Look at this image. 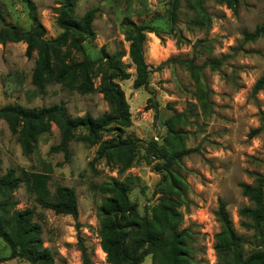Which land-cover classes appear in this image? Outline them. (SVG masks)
Wrapping results in <instances>:
<instances>
[{
  "label": "rangeland",
  "instance_id": "rangeland-1",
  "mask_svg": "<svg viewBox=\"0 0 264 264\" xmlns=\"http://www.w3.org/2000/svg\"><path fill=\"white\" fill-rule=\"evenodd\" d=\"M32 1L46 37L58 38L62 33L56 21L61 0ZM173 1L77 0V18L97 9L93 22L96 37L83 41L81 48L73 45L71 36L58 46L68 63L98 60L103 46L110 54L115 50L124 53L122 62L130 77L119 83L130 106L131 121L123 127L122 138L138 144L129 169L121 171L115 160L97 157L101 143L114 134L112 131L102 132L91 144L84 129L75 130L66 158L63 152L51 151L60 142V132L53 124L50 133L40 136L37 150L25 155L17 135L0 119V177L10 168L17 174L22 170L44 172L50 176L52 192L65 185L78 195L76 220L42 208L24 183L12 197L0 194V200H17V209H34V220L42 227L44 245L52 250L55 264H82L80 238L91 264H112L103 248L98 219L103 199L110 196L103 193L102 186L112 180L129 184V197L137 208L134 225L124 229L128 231L125 248L130 253L147 220L161 229L158 207L167 196L177 202L180 215L175 222L184 232L189 264L224 262L215 248L221 231L215 214L219 200L226 203L245 255L264 247L262 237L247 226L251 221L239 215L242 207L253 205L240 184H253L264 174V129L249 135L252 129L264 126V87L253 91L264 74V35L246 39L264 23V0H239L234 7L224 0H178L174 22L170 19ZM127 19L149 28L144 45L149 90L134 86L136 66L125 37ZM4 22L29 29L23 0H0V28ZM26 46L24 42L0 43V107L63 102L73 117L86 112L99 117L110 111L98 91L99 68L104 64L92 69L95 88L90 93L77 91L78 75L71 81L74 87L52 80L40 91L32 84L37 54L27 57ZM168 160H174L170 170L165 166ZM10 255V246L0 237V258H8L0 264H29ZM162 262L158 251L146 254L141 264Z\"/></svg>",
  "mask_w": 264,
  "mask_h": 264
},
{
  "label": "trees",
  "instance_id": "trees-1",
  "mask_svg": "<svg viewBox=\"0 0 264 264\" xmlns=\"http://www.w3.org/2000/svg\"><path fill=\"white\" fill-rule=\"evenodd\" d=\"M28 10L30 27L22 30L20 27L3 23L0 28V43L24 42L25 54L31 58L37 54L32 73V84L40 91H44L49 81L68 83L74 87L72 80L80 76L76 89L81 94H87L95 88L93 68H99L100 84L98 91L108 102L110 111L99 117L86 112L82 116L73 117L69 114L63 102L42 107H26L19 103L7 104L0 107V119H3L12 134L17 135L22 152L29 155L35 152L42 134L50 133L53 124L60 132L59 144L52 146L51 151L63 152L69 156V141L74 131L84 129L85 139L91 144L96 143L104 131L114 134L104 140L97 157H108L121 165V171L129 169L134 161L135 151L138 147L136 141L122 138L123 127L130 124V106L126 100L125 92L119 81L130 77L127 65L122 62L124 53L115 50L110 54L105 46L100 49L98 60L68 63L62 56L58 46L66 43L71 36L73 45L80 47L85 40H94L96 33L93 22L97 9H89L77 18L75 7L77 0H61L57 11V25L62 29L61 35L56 39L46 37V29L38 17L36 5L32 0H23ZM230 7H234L239 0H224ZM178 0L172 2L170 12L171 21L177 18ZM126 40L130 43L129 55L136 66L135 88L144 87L149 90V65L144 59V45L147 26L137 24L133 20L125 21ZM264 35V23L258 25L246 39H256ZM264 87V74L254 85V93ZM152 98H149L151 101ZM264 126L254 128L250 136L259 134ZM118 131V132H117ZM174 161V160H173ZM172 160L165 164L171 169ZM50 176L44 172H29L10 168L0 177V194L8 193L11 197L21 183L27 191L34 195L36 203L42 208L53 210L57 214L71 215L78 219L79 205L76 190L70 186H57L54 192L49 188ZM242 192L252 202V206L242 207L239 215L249 219L247 226L253 228L257 235L262 237L264 245V174L259 175L255 183H241ZM130 186L127 182L112 180L102 186V191L109 194L103 199L98 209V219L102 224L103 248L108 254L112 264H141L144 256L160 251L163 255L161 264H189L186 257L184 232L178 229L175 222L179 217L177 202L171 197H165L160 203L158 211L161 219L158 220L161 229L157 230L154 222L146 221L139 238L132 246L130 253L125 248V239L128 231L124 230L134 225L133 218L137 215L136 205L129 197ZM18 201L12 198L0 200V237L11 248L9 258L20 257L29 264H55L52 250L44 245L42 227L34 220L33 208L17 209ZM216 216L221 223V231L217 234L216 250L223 258V264H264V247L245 255L243 240L237 235L232 219L227 211L226 203L219 200ZM121 231V232H120ZM121 233V235L117 233ZM82 264H91L90 257L79 239ZM143 249L139 254V250ZM8 258H0V263Z\"/></svg>",
  "mask_w": 264,
  "mask_h": 264
}]
</instances>
